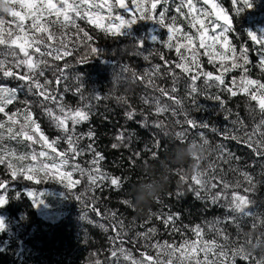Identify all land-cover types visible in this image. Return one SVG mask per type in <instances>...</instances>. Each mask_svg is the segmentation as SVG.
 Here are the masks:
<instances>
[{
	"label": "trees",
	"instance_id": "trees-1",
	"mask_svg": "<svg viewBox=\"0 0 264 264\" xmlns=\"http://www.w3.org/2000/svg\"><path fill=\"white\" fill-rule=\"evenodd\" d=\"M216 2L233 20L234 31L229 33V39L236 46L237 51L241 47L249 49L251 63L246 65L249 68L248 76L264 82V73L256 66L259 56L264 54V45L257 44L247 35L248 32L258 36L264 35V0H252L251 8H245L242 3L234 4L233 0H216ZM201 6L211 10L210 5H203V0H201ZM161 7H168L169 17L177 15L174 4L158 6L157 12ZM237 8L242 9L239 14H237ZM125 15L126 18H131L130 14ZM0 16L5 21L13 19L6 13H0ZM49 19H55V17ZM177 22L183 25L184 31H193L183 17L178 16ZM30 23V20H26L25 26ZM77 24L92 36L93 39L89 43L97 47L99 52L91 54L86 46L79 45L73 55L63 60L52 61L50 57L47 59L53 65L59 66L64 63L70 65L67 70L68 80L65 83L71 87V90L63 92V84L59 86L66 104L76 107L84 102L75 90L77 85L82 86L85 97H90L93 93L100 96L99 99L90 100L92 105L90 119L78 125L77 131L87 133L91 129L95 132V146L105 157L101 166L112 176L121 178L122 187L117 190L105 182L102 189L96 188L94 192H88L86 191L87 181L80 178L79 174H74L73 179H81V183L71 189L64 186L66 181L62 183L59 179L44 178L40 183L27 181L22 177L13 180L11 170L7 167L9 160L17 167L36 162L31 161L30 158L20 161L11 156L7 157L5 162L0 164V180H4L9 185L8 203L0 208V218L4 220L6 226L5 230L0 232V264H97V262L99 264H130V261L122 256L119 259L113 257L112 250L122 246L138 260L143 259L142 253L155 256L157 250L151 247L152 244L157 241L161 243L167 241L179 245L184 239L194 240L196 237L192 228L196 225L204 228L205 239H212L215 233L208 230L210 222L225 221L226 217L238 214L229 210L226 207L227 201L223 199L214 204L210 199L197 198L190 179L192 173L185 174V171L191 168L190 160L182 164H172L173 171L169 175L164 192L158 199L135 208L123 203L125 199H130L134 187L144 179L148 166L155 165L154 170L158 172L159 161L170 156L178 145L186 143L178 138L165 136L154 126L157 120L163 121L166 126L170 123L173 125V131L177 133L181 130V126L176 124L175 120H183V114L178 117H172L170 114L150 115L151 110L149 106L141 102V97L146 93H153V90L146 88L141 81L135 83L131 81L132 71L143 70L151 64H163V61L158 55H153L149 61H145L142 56L123 51L128 45L130 47L143 45V47H136L135 50L144 54L149 51L153 53L159 51L171 60L174 66L177 60L174 50L164 47L161 43L167 39V29H161L152 21H138L121 36H114L101 31L87 19H78ZM51 30L58 36L62 31L59 25L53 26ZM66 31L72 34L73 41L79 44V41L75 40L76 29L69 28ZM153 36L161 42H153ZM0 51L7 53V49L2 46ZM16 52L22 58L23 54L19 53L18 48ZM85 54L88 55V60L81 63V58ZM7 58L9 61L14 59L11 56ZM201 63L203 70L211 71L214 75L218 74V63L214 66L204 56H201ZM125 65L131 71L122 73L121 69ZM14 72L23 75L27 69L21 66L19 69H14ZM176 72L181 76V82L175 95L183 98L188 118L194 119L198 124L209 125L206 129L199 127L191 129L188 132V139H198L196 133L204 132L213 148L223 145L224 157L228 160L226 163L225 159H217L220 153L213 151L206 161L200 163V167L207 168L209 164L215 163L218 165L217 171H222L226 180L233 183L239 180L240 187L235 189L230 187L228 194L236 191L249 196L255 201L254 210L264 214V157L258 156L247 143L243 142L244 132H250L260 119L256 102L242 93L231 96L223 88L205 89L203 77L197 81L200 91L193 94L195 96L193 102L192 96L187 95L184 86L187 82L185 74L181 73L180 69H176ZM240 75V70L226 73V84L231 86V80L239 78ZM45 76L54 80L51 71H46ZM76 77H79V80ZM39 79L41 83L44 82V77ZM25 83L17 77H4L0 73V87L18 90L17 99L5 108V113L9 115L18 113V123L13 126V130H19L20 124L24 122V110L27 109L31 111L33 119L40 124L42 131L50 140L60 136L62 133L56 129L47 116L45 107L39 103L42 98L34 94L35 89L33 93H29L24 86ZM156 83L159 87H171V77H163ZM153 94L159 95L158 92ZM216 95L220 96L223 104L214 98ZM163 102L172 103L166 97L163 98ZM49 106L55 109V105ZM133 109L137 114L130 120L126 112ZM226 110H231V115ZM5 113H0V121L7 122ZM145 117L148 119L147 126L143 124ZM237 117L243 122V130L239 124L232 123ZM213 127L219 131H212ZM225 129L232 131L233 135L239 133L241 139L225 138ZM121 132L125 137L123 143L116 139ZM88 143L89 140L85 138L81 141V146L84 147ZM114 143L120 146L113 148ZM66 147L67 145L61 140L58 148ZM0 148L16 153L17 156L29 154L33 150L50 151L46 148L42 149L41 143L34 144L19 136L11 139L7 134L0 141ZM153 153H156L155 157ZM229 153L231 156L228 155ZM0 154L3 153L0 152ZM81 159L86 161L90 159V156L85 155ZM241 173H248L253 177L255 183L253 192H244L249 185ZM181 174L188 177L187 182L180 179ZM41 176H43L42 173ZM28 192H34L36 199L42 200L43 203L35 204L27 195ZM81 193H83L82 198L77 200L76 197ZM93 196L96 197L95 201L92 199ZM132 202L135 203V201ZM93 208L96 211H93ZM108 210L116 211L124 221L127 235L124 236L122 245L120 240L113 242L116 230L106 216ZM172 214L178 218L165 224L164 220ZM245 220L247 223L242 224L240 229H237L236 224L230 219L221 223L219 227L229 234L232 241L238 245H244L246 238H255L261 230H264V225L252 229L251 218H245ZM174 226L179 230L174 231ZM150 228H155L156 232L150 234L149 240L136 237V233H143ZM215 238L222 241L221 237ZM252 257L255 259H242L237 256L235 264H255L256 260L264 259V253L257 251L252 254Z\"/></svg>",
	"mask_w": 264,
	"mask_h": 264
},
{
	"label": "snow or ice",
	"instance_id": "snow-or-ice-1",
	"mask_svg": "<svg viewBox=\"0 0 264 264\" xmlns=\"http://www.w3.org/2000/svg\"><path fill=\"white\" fill-rule=\"evenodd\" d=\"M170 3L175 5L174 11L177 15L169 17L167 15L168 7H161L160 11L157 12L158 6ZM233 3H242L245 8L253 6L252 0H233ZM8 5L12 7L7 14L13 19L5 21L0 18V46L7 49L6 54L0 51V57H3L0 58V73L4 77H17L25 81L24 86L27 87L29 93H33V89H35L34 94L42 98L39 103L45 107L47 116L56 129L62 133L50 140L42 131L40 124L33 119L31 111L27 109L23 113L24 122L20 124L18 131H14L13 126L18 123V113L9 115L5 113V108L17 99L18 90L0 87V113L7 115V122L0 121V141L4 139L6 134L11 139L19 136L34 144L41 143L42 149L50 150L39 152L33 150L29 154L17 156L16 153L0 148V152L3 153L0 154V164H3L9 156L20 161L30 158L31 161L36 162L17 167L9 160L7 167L11 170L13 180L22 177L27 181L40 183L44 178L59 179L62 183L66 181L64 186L71 189L81 183V179H73L74 174H79L80 178L86 179V191L88 192H94L96 188L102 189L105 182L117 190L122 187L121 178L112 176L101 166L105 157L95 146V132L91 129L87 133L77 131L78 125L90 119L92 110L90 100L99 99L100 96L93 93L92 96L85 97L82 86L77 85L75 90L84 102L76 107L66 104L59 86L63 84V92L71 90V87L65 83L68 80L67 70L70 65L68 63L59 66L53 65L47 59L50 57L52 61L63 60L73 55L79 45L86 46L91 54L99 52L97 47L89 43L93 38L87 31L79 27L78 19H87L90 24L101 31L114 36H121L125 30L131 28L138 21H152L161 29L166 28L168 34L166 40L158 41L155 36L152 37V40L153 42H161L164 47L174 50L177 57L174 66L173 62L159 51L155 53L149 51L144 54L135 50L132 53V55L142 56L145 61H149L153 55H158L163 61V64H151L148 68L131 73L133 83L141 81L146 88H151L153 93H159V95L146 93L141 97V102L149 106L151 110L149 114L156 116L170 114L172 117L183 114V120H175V123L181 126L176 137L186 143L198 140L203 144H209V139L202 131L196 133L198 139H188V132L191 129L198 127L206 129L209 125L198 124L194 119L188 118L183 98L175 95L181 82V76L177 74L176 69H180L181 73L185 74L187 82L184 86L187 95L192 96L193 102L195 101L193 94L200 91L197 81L203 77L205 89L223 88L231 96L242 93L247 95L251 101L256 102L259 109L257 114L260 119L250 132H244L243 142L247 143L258 156L264 157V82L248 76L249 68L246 65L251 63L248 55L249 49L241 47L237 51L236 46L229 39V33L234 31L233 20L216 0H203V5H210L211 10L201 6V0H130V3L129 0H0V6ZM241 10L237 8V14ZM125 14H130L131 18H126ZM178 16L183 17L193 31H184L183 25L177 22ZM50 17H55V19H49ZM26 20L31 21L27 26H25ZM55 25H59L62 29L59 36L51 30ZM69 28L76 29L75 40L79 41V44H76L73 41V35L66 31ZM247 35L257 44L264 45V35L258 36L252 32H248ZM136 47H143V45H136L134 48L136 49ZM17 48L19 53L23 54L22 58L16 52ZM8 56L14 59L9 61ZM201 56L207 57L208 62L214 66L219 64L218 74L214 75L211 71L203 70ZM87 60L88 55L85 54L80 62L84 63ZM21 66L27 69L23 75L14 72V69H19ZM256 66L264 73V54L259 56V62ZM162 68L164 69L163 72ZM235 70H240L241 75L239 78L232 79L230 86L226 84L225 74ZM46 71H51L54 80L45 76ZM129 71L131 70L127 65L121 69L122 73ZM166 76L171 77V87H159L156 81ZM40 77H44L43 83H41ZM76 79L79 80V77ZM164 97L172 103L163 102ZM214 98L223 104L219 95ZM49 105H55V109ZM226 111L231 115V110ZM136 114L134 109L126 112V116L130 120ZM162 122L157 120L154 122V126L160 129ZM232 123L234 125L239 124L243 130V122L239 120V117ZM143 124L147 126V117L144 118ZM212 131L217 132L219 130L213 127ZM224 135L225 138L241 139L239 133L233 135L232 131L228 129L224 130ZM85 138L89 140V143L82 147L81 141ZM116 139L123 143L125 139L123 132L118 134ZM61 140L67 145L64 149L58 148ZM119 146L116 143L112 145L113 148ZM156 147L158 148L159 145L157 144ZM213 151L220 153L217 159H225V162H228L224 157L223 145L215 146ZM85 155H89L90 159L82 161L81 158ZM228 155L231 156L230 153ZM153 156L155 157L156 153H153ZM217 168L218 165L215 163L209 164L207 168H201L198 165L190 177L197 198L210 199L214 204L223 199L227 201L226 207L238 214L226 217L225 221L210 222L208 230L215 233L212 239H205L204 228L201 225H196L192 228L196 237L194 240L184 239L179 245L167 241L163 243L157 241L152 244L151 247L157 250L155 256L142 253L143 259L138 260L122 246L114 248L111 255L117 259L122 256L125 260L130 261V264H235L237 256L242 259H255L244 250L245 244L252 243V238H246L244 245H238L219 225L230 219L236 224L237 229H240L242 224L247 223L245 218H251V228L257 229L264 225V214L254 210L255 201L249 196L236 191L229 195L228 189L230 187L239 188L240 181L237 180L233 183L226 180L225 174L222 171H217ZM241 174L249 185L244 189V192H253L255 190L253 177L248 173ZM180 179L187 182L188 177L181 174ZM8 188L9 185L4 180H0V208L8 203ZM216 189L218 191H213ZM27 195L33 199L35 204L43 203L42 200L36 199L34 192H28ZM82 196L83 193L78 195L76 199L80 200ZM92 199L95 201L96 197L93 196ZM123 203L130 206L131 201L125 199ZM93 211L96 209L93 208ZM106 216L113 229L116 230L113 242L120 240L122 245L123 238L127 235L123 219L113 210H108ZM177 218L175 214L168 215L164 223L168 224ZM5 227L4 220L0 218V232L4 231ZM101 227L104 226L101 225ZM173 230L178 231L179 229L174 226ZM155 232V228H150L143 233H136V237L149 240L150 234ZM260 233H264V230H261ZM215 237H221L222 241ZM259 242L257 240V243ZM255 264H264V259L256 260Z\"/></svg>",
	"mask_w": 264,
	"mask_h": 264
},
{
	"label": "clouds",
	"instance_id": "clouds-1",
	"mask_svg": "<svg viewBox=\"0 0 264 264\" xmlns=\"http://www.w3.org/2000/svg\"><path fill=\"white\" fill-rule=\"evenodd\" d=\"M11 5L0 6V13H8ZM0 18H3L0 16ZM123 51H128L131 54L135 51L134 46H126ZM161 133L169 138H177L176 133L173 131V125L170 123L166 126L164 122L161 123ZM213 153V146L209 144H203L198 140H193L183 145H178L173 153L159 161V171H155V165L148 166L144 179L134 187L133 193L130 195L131 207H137L141 204H146L149 201L158 199L164 192L166 184L169 180V175L173 171L172 164H182L186 160L192 161L190 169L185 171L187 175L196 170L200 163L206 161L208 157ZM132 201H135L133 203ZM257 240L260 242L257 243ZM244 250L251 255L257 251L264 253V233H260L257 237L252 238L251 244H245Z\"/></svg>",
	"mask_w": 264,
	"mask_h": 264
}]
</instances>
